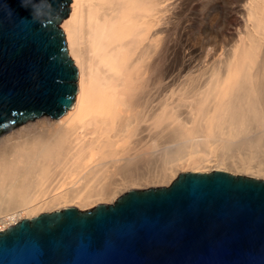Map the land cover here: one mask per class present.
I'll return each mask as SVG.
<instances>
[{
  "label": "bare ground",
  "instance_id": "obj_1",
  "mask_svg": "<svg viewBox=\"0 0 264 264\" xmlns=\"http://www.w3.org/2000/svg\"><path fill=\"white\" fill-rule=\"evenodd\" d=\"M195 1H70L60 27L77 93L59 118L41 115L0 136V230L169 183L182 170L264 179V0H213L210 25ZM185 8L201 25L176 26L184 68L198 50L184 39L191 32L210 31L223 53L211 52L218 68L185 99L181 117L185 102L175 104L164 78L174 45L170 10Z\"/></svg>",
  "mask_w": 264,
  "mask_h": 264
},
{
  "label": "water",
  "instance_id": "obj_2",
  "mask_svg": "<svg viewBox=\"0 0 264 264\" xmlns=\"http://www.w3.org/2000/svg\"><path fill=\"white\" fill-rule=\"evenodd\" d=\"M72 0H0V134L62 116L78 69L60 27ZM0 264H264V179L181 173L92 209L0 230Z\"/></svg>",
  "mask_w": 264,
  "mask_h": 264
},
{
  "label": "rangeland",
  "instance_id": "obj_3",
  "mask_svg": "<svg viewBox=\"0 0 264 264\" xmlns=\"http://www.w3.org/2000/svg\"><path fill=\"white\" fill-rule=\"evenodd\" d=\"M211 1H213V0H200L201 5L198 8L199 10H201L200 11L201 13H204L206 15V16H204V21H207L208 25H210V20L212 21V16H210L209 14L212 11L214 12V10H215V7L213 6V2H211ZM170 2H173V0H170ZM196 2L198 3L199 0H196L195 3ZM171 13H172V16L170 15ZM170 14H169L170 15V25L172 26L171 27L172 31H171L170 35H171L172 39L174 38L172 40L173 41L172 43L174 45L172 44L173 49L172 48L170 49V58H169V61L167 63V67L165 69V78L164 79L166 81L164 80V82H165V84L168 85L167 86L168 92H169L168 95L169 96L171 95V97L173 96L171 99L174 98L175 104H179L180 102H182V104H184L183 102H185L184 105H181V103H180L179 111L181 110L180 111L181 117H184V116L186 117L188 115V113L186 111H187V109H189L186 106L188 104V101H186V100H189V98H193L195 96L194 93L196 91H198L199 89L204 87L207 80L210 78V76L213 74V72L215 70H217V68H218L217 63H216L217 61L213 57H211L210 55L215 53V55H214L215 58H218L220 53H223V52H222V50H220L221 48L218 49L217 52L214 51V42H216L215 41L216 39H215V37H213L214 34L209 33L210 31L207 32V30H206V33L202 32L203 34L201 36H197L195 34V32H191L188 35L184 36V39H188V41H189V42L187 41L188 43H190V42L194 43L196 45V47L198 48V50L193 54L195 56L194 57L195 59L191 62L190 65H188L187 67L185 66V68H184L185 57L181 51L182 50V48H181L182 43L180 44L181 40H180V38H178L179 33H177V31L179 28L178 29H176V28L179 25H181V23H182V25H186V26H188V28L193 25V26H195L193 29L196 30L197 27L201 25L200 20L194 23L193 21H194L195 15L190 10H188V8H185L184 10H182L178 14H173V11L171 9ZM180 15H182V16H180ZM177 16H178V18H177ZM230 18L231 19L229 20V22H230V25H232V26H235L240 21V17L237 14H233ZM173 22L175 25L172 24ZM184 39L182 38L183 42L185 41ZM174 42H176V43H174ZM211 52H213V53H211ZM179 98H181L183 101L180 100ZM186 102H187V104H186ZM29 121H27V122H29ZM27 122L12 127L8 131H5V133L4 132L1 133L0 136L5 135V134H10L11 130L13 131L15 129H18L21 126H24ZM147 139H148V137H145L144 141H146ZM182 172H185V170L184 171L182 170L181 172L179 171L177 173V175L169 183H165V184L164 183H161V184L152 183L149 186H143V187L139 186L136 188L144 189V188H148V187H157V186L169 185ZM125 192H127V191H125ZM125 192H123L122 194H124ZM122 194H120L118 197H120ZM114 201H111V202L107 201L105 203H112ZM95 206L96 205L91 206V207L86 208V209H92Z\"/></svg>",
  "mask_w": 264,
  "mask_h": 264
}]
</instances>
